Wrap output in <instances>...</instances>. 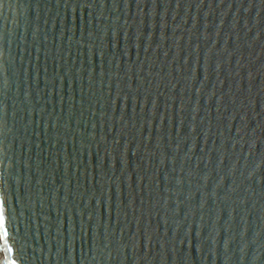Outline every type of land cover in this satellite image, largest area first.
Returning <instances> with one entry per match:
<instances>
[{
    "label": "water",
    "instance_id": "95a60500",
    "mask_svg": "<svg viewBox=\"0 0 264 264\" xmlns=\"http://www.w3.org/2000/svg\"><path fill=\"white\" fill-rule=\"evenodd\" d=\"M10 264H264V0H0Z\"/></svg>",
    "mask_w": 264,
    "mask_h": 264
},
{
    "label": "snow or ice",
    "instance_id": "6c2138e0",
    "mask_svg": "<svg viewBox=\"0 0 264 264\" xmlns=\"http://www.w3.org/2000/svg\"><path fill=\"white\" fill-rule=\"evenodd\" d=\"M7 216H6V209L4 207V203L0 200V242H3L4 246L7 247L8 240L10 238L9 230L6 227ZM7 251L11 252V247H7ZM3 264V262H0ZM10 264H16L15 260L10 261Z\"/></svg>",
    "mask_w": 264,
    "mask_h": 264
}]
</instances>
